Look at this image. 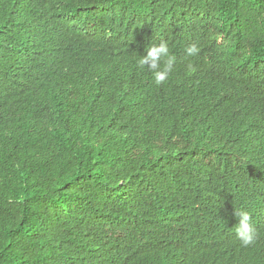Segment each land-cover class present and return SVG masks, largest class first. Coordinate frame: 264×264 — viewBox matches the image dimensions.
<instances>
[{
  "label": "trees",
  "instance_id": "obj_1",
  "mask_svg": "<svg viewBox=\"0 0 264 264\" xmlns=\"http://www.w3.org/2000/svg\"><path fill=\"white\" fill-rule=\"evenodd\" d=\"M0 264H264V0H0Z\"/></svg>",
  "mask_w": 264,
  "mask_h": 264
},
{
  "label": "clouds",
  "instance_id": "obj_2",
  "mask_svg": "<svg viewBox=\"0 0 264 264\" xmlns=\"http://www.w3.org/2000/svg\"><path fill=\"white\" fill-rule=\"evenodd\" d=\"M185 52L188 56L198 54L199 48L195 45L186 47ZM138 66L141 69L147 68L153 77V82L156 85L164 84L174 70L176 63V56L173 54L167 42H160L158 44H149L145 49V54L138 57ZM190 72H195L194 67H190ZM104 70L98 67V78L104 80ZM107 88V86H106ZM237 218V223L234 226V233L243 247H249L256 243L258 233L252 223L250 213L244 209L234 211Z\"/></svg>",
  "mask_w": 264,
  "mask_h": 264
}]
</instances>
